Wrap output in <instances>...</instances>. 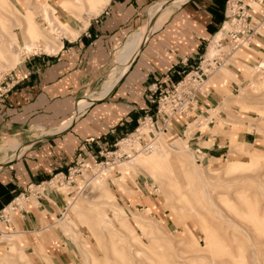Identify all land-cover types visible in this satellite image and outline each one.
Listing matches in <instances>:
<instances>
[{"label":"rangeland","instance_id":"374dc122","mask_svg":"<svg viewBox=\"0 0 264 264\" xmlns=\"http://www.w3.org/2000/svg\"><path fill=\"white\" fill-rule=\"evenodd\" d=\"M106 2L0 0V78L24 56L55 52ZM263 4L249 2L259 12ZM42 7L65 23L64 32L50 31ZM143 18L138 28L146 22L147 16ZM27 23L39 35L28 51L23 34ZM142 30L133 34L140 36ZM129 35L116 47L87 98L97 96ZM230 60L205 83L214 86L218 102L182 119L180 132L167 127L147 150L139 149L143 142L116 143L117 138L89 153H70L71 161L54 178L62 183L53 190L62 194L63 202L51 220L29 233L15 225L17 212H8L9 224L0 222V264H264V30ZM236 63L241 79L230 69ZM227 80L236 84L234 90L225 89ZM196 129L221 134L223 147L211 148V141L195 145ZM53 130L30 129L27 138L44 139ZM239 131L256 136L255 141L243 143ZM21 138L3 141L10 146L0 149V170L27 147ZM13 144L20 145L15 153ZM199 146L209 147L206 157ZM67 167L75 170L69 182L62 181Z\"/></svg>","mask_w":264,"mask_h":264},{"label":"crops","instance_id":"0c3cea01","mask_svg":"<svg viewBox=\"0 0 264 264\" xmlns=\"http://www.w3.org/2000/svg\"><path fill=\"white\" fill-rule=\"evenodd\" d=\"M165 3L171 4L161 9ZM224 4L225 0H107L99 13L84 26L75 28L76 35L64 38L55 52L24 56L3 73L0 149L10 146L2 144L4 140L18 137H22L21 142L27 147L0 170V208L22 193L28 184L44 182L51 174L61 172L71 161L73 151L89 153L131 132L137 120L153 110L149 100L151 94L154 96L153 90H170L206 50L208 55L213 51L210 49L213 41L222 36ZM158 8L171 13L149 35L109 94L100 98L99 91L97 96L87 98V91L109 63L116 47L126 35L130 34L128 40L133 33L148 27L149 14ZM253 13L261 17L264 10ZM144 15L147 20L138 28ZM135 28L138 29L132 33ZM125 43L108 78L121 68L119 59ZM238 67L236 63L230 69L241 79ZM235 85L227 80L225 89L234 90ZM213 87L205 86L194 114L202 112L201 107L207 110L218 102L220 97ZM181 120L170 122L169 127L180 132ZM69 121L70 126L56 132ZM34 128L54 130L44 139L27 138V132ZM239 133H243L245 144L256 139L246 136L245 131ZM192 138L195 145L198 141H211L210 147L215 149L224 145L219 144L221 134L202 133L199 129ZM66 144L72 148H66ZM199 147L206 157L209 147ZM62 202V194L55 189H45L34 201L28 197L17 211L15 225L24 233L39 229L51 220Z\"/></svg>","mask_w":264,"mask_h":264},{"label":"built area","instance_id":"2783aa9c","mask_svg":"<svg viewBox=\"0 0 264 264\" xmlns=\"http://www.w3.org/2000/svg\"><path fill=\"white\" fill-rule=\"evenodd\" d=\"M250 1L252 0H225L222 36L213 41L210 47L213 53L208 56L206 50L197 62L173 83L170 90H153L154 96L152 94L149 96L150 102L154 105L153 110L140 117L133 130L120 137L116 143L138 140L139 143L143 142V146L139 145V149L147 150L155 135L166 131L170 122L192 116L197 99L204 94L205 83L209 76L218 68L229 66L233 54L240 49L249 48L264 30V15L257 17L249 5ZM143 129H146V134ZM146 136H148L147 141L144 140ZM135 151L136 148L131 152ZM74 171L67 167L66 172L62 174V181L69 182ZM58 175H61V172L53 174L44 182L28 184L22 193L17 194L0 208V222L9 224L8 212L20 210L18 199L26 203L31 195L30 192H33L34 198H37L45 189H53L55 185L62 184L61 181L54 180Z\"/></svg>","mask_w":264,"mask_h":264},{"label":"bare ground","instance_id":"6f19581e","mask_svg":"<svg viewBox=\"0 0 264 264\" xmlns=\"http://www.w3.org/2000/svg\"><path fill=\"white\" fill-rule=\"evenodd\" d=\"M171 3H165L164 5H162V8H166L167 6H169ZM180 5V3H179ZM177 5V6H179ZM43 8V13H45L44 15H46L48 23L50 22V31L53 33L56 32H61V31H65L66 29L64 28L65 23L61 22L56 16H54V12L51 10H48L45 7ZM165 10H160L159 8L157 10H152V12L149 14V20H148V27H143V30L141 31V35H137V34H133L131 35L130 39L128 40V42L121 48V58L119 59V62L121 63L122 68L119 69V71L117 72L118 74L116 76H111L110 78H108L106 80V82L103 84L102 86V90L101 91V95L100 98H103L105 96H107L109 94V92L111 91L112 87L115 86V84L117 83V81L123 76V74L127 71V69L129 68L131 62L133 61V59L136 57V55L139 53L141 47L144 45V43L146 42V40L148 39L149 35L154 31L153 27V23L157 22V23H161L164 20L167 19L168 17V13H163ZM90 13V12H89ZM53 14V15H51ZM153 15V18H152ZM54 16V17H53ZM52 21H57L59 26L61 28H59V26H54V24L52 23ZM57 27V28H55ZM23 34L24 36L28 39V41L25 43V50L28 51L30 50L34 43L32 42V39L39 36L36 33V30L33 26V24L31 23H27L26 26L23 27ZM52 34V33H51ZM57 34V33H56ZM39 41V40H38ZM49 41H46L44 43V47H47ZM39 45V43H38ZM38 48V47H37ZM37 51V50H36ZM29 53V52H28ZM119 63V64H120ZM221 68V67H220ZM258 68H261V65L258 66ZM219 69V68H218ZM217 69V70H218ZM122 72V73H121ZM215 72V71H214ZM121 74V75H120ZM115 75V74H114ZM99 96V95H98ZM95 99V98H94ZM93 100V99H92ZM81 111L84 110V108L81 107L80 109ZM81 113V112H80ZM79 113V114H80ZM71 121H69L68 123H65L59 130H57L56 132H60L64 129H66V127L70 124ZM70 126V125H69ZM55 132V133H56ZM49 134V133H48ZM47 134V135H48ZM20 145H15L13 144L11 146L12 151L15 153V151L19 148ZM20 149V148H19Z\"/></svg>","mask_w":264,"mask_h":264}]
</instances>
